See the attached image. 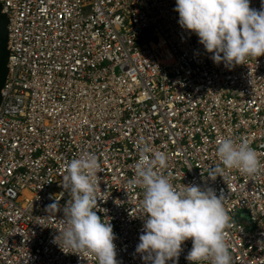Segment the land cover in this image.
I'll list each match as a JSON object with an SVG mask.
<instances>
[{"label":"built area","instance_id":"built-area-1","mask_svg":"<svg viewBox=\"0 0 264 264\" xmlns=\"http://www.w3.org/2000/svg\"><path fill=\"white\" fill-rule=\"evenodd\" d=\"M1 4L10 72L0 102V264H98L90 252L53 243L70 199L63 165L87 154L99 163L104 199L94 210L113 226L116 259L150 264L135 252L143 189L129 185L145 144L166 155L158 172L174 186L222 194L232 264H264V54L214 63L178 24L175 0ZM249 6L260 10L261 0ZM225 136L256 151L254 176L220 164L216 141ZM213 165L222 169L214 179ZM190 248L189 238L175 264H191Z\"/></svg>","mask_w":264,"mask_h":264},{"label":"clouds","instance_id":"clouds-1","mask_svg":"<svg viewBox=\"0 0 264 264\" xmlns=\"http://www.w3.org/2000/svg\"><path fill=\"white\" fill-rule=\"evenodd\" d=\"M261 4L257 10L249 6L250 0H175L174 10L181 28L195 33L214 63L231 66L264 54V0ZM216 144L224 169H236L248 176L257 173V153L247 141L237 143L225 136ZM140 152L129 180V185L143 189L141 206L146 214L135 252L150 264H167L169 260L175 264L182 243L190 238L185 259L191 264H232L224 235L229 217L222 194L195 184L174 186L168 176L158 172L166 167V155L146 144ZM63 167L60 184L70 199L62 209L65 227L53 237V243L65 253L90 252L98 264H119L113 226L94 210L98 199H104L97 190L100 167L96 155L72 158ZM221 171L219 165H213L208 177L214 179ZM58 207L53 201L46 210L51 214Z\"/></svg>","mask_w":264,"mask_h":264},{"label":"water","instance_id":"water-1","mask_svg":"<svg viewBox=\"0 0 264 264\" xmlns=\"http://www.w3.org/2000/svg\"><path fill=\"white\" fill-rule=\"evenodd\" d=\"M10 72V24L0 0V102L2 88Z\"/></svg>","mask_w":264,"mask_h":264}]
</instances>
